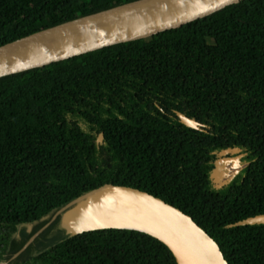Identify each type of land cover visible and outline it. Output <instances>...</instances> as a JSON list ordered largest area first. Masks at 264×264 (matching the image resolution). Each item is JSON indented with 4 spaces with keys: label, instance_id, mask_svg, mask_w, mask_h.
<instances>
[{
    "label": "trees",
    "instance_id": "1",
    "mask_svg": "<svg viewBox=\"0 0 264 264\" xmlns=\"http://www.w3.org/2000/svg\"><path fill=\"white\" fill-rule=\"evenodd\" d=\"M131 1L0 0V46ZM224 149L248 165L218 187ZM105 185L179 208L228 264H264V223L236 224L264 214V0L0 77V264H176L146 233L67 235L60 215L8 262L56 211Z\"/></svg>",
    "mask_w": 264,
    "mask_h": 264
},
{
    "label": "water",
    "instance_id": "2",
    "mask_svg": "<svg viewBox=\"0 0 264 264\" xmlns=\"http://www.w3.org/2000/svg\"><path fill=\"white\" fill-rule=\"evenodd\" d=\"M242 1L134 0L117 5L2 44L0 77L177 29ZM177 116L186 127L201 125L182 113ZM58 215L67 235L103 229L139 231L163 243L176 264H228L216 241L182 210L145 191L112 185L87 192L56 211L8 262ZM252 223H264V214L236 224Z\"/></svg>",
    "mask_w": 264,
    "mask_h": 264
},
{
    "label": "flooded vegetation",
    "instance_id": "3",
    "mask_svg": "<svg viewBox=\"0 0 264 264\" xmlns=\"http://www.w3.org/2000/svg\"><path fill=\"white\" fill-rule=\"evenodd\" d=\"M247 165L248 162L243 161L242 155L238 150H221L212 161L211 175L214 179L215 185L221 187L228 183Z\"/></svg>",
    "mask_w": 264,
    "mask_h": 264
},
{
    "label": "rangeland",
    "instance_id": "4",
    "mask_svg": "<svg viewBox=\"0 0 264 264\" xmlns=\"http://www.w3.org/2000/svg\"><path fill=\"white\" fill-rule=\"evenodd\" d=\"M31 226H32V224H26V225H21V226H19V228H21V227H25V228H27V229H30ZM17 235H18V233L16 232V233H14L13 236H17Z\"/></svg>",
    "mask_w": 264,
    "mask_h": 264
}]
</instances>
